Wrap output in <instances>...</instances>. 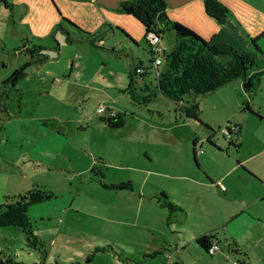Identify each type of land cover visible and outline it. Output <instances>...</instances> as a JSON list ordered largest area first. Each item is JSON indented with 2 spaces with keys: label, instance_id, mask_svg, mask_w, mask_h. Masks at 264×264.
<instances>
[{
  "label": "rangeland",
  "instance_id": "1",
  "mask_svg": "<svg viewBox=\"0 0 264 264\" xmlns=\"http://www.w3.org/2000/svg\"><path fill=\"white\" fill-rule=\"evenodd\" d=\"M5 6L4 0H0V92L2 88L6 90L3 97L6 111L0 109V202L2 195L23 192L33 184L50 189L56 195L52 201L61 202L76 194L79 188L72 204L82 211L68 215L66 227L60 228V217L53 212L54 202L29 206L28 217L33 232L46 240L47 255L42 257L38 250L27 246L24 232L17 227L2 226L0 246L11 257L6 264H168L162 255L144 253L145 249L151 251V244L162 243V208L143 217L144 224L150 221L159 233L144 230L141 219L135 225L123 226L125 236L113 228L102 232L96 230L101 219L93 213L99 214L101 205L109 200V193H116V190H106L91 180L92 173L88 169L99 159L100 163L96 164L102 167L104 181L128 179L133 187H144L145 193L158 195L162 191V181L166 186L171 182V174L162 173L167 167L176 168L182 154L189 157L192 165V138H201L207 130L193 119L180 115L174 110V102L162 94H157L146 105L131 104L121 88L126 84V69L134 59L124 52L121 57H101L99 53L104 49L114 56L108 44L103 49L96 47L89 57H56L57 49L50 47L54 42L52 37L35 40L36 44L45 43L47 58L29 67L28 76L19 81L16 90L9 85L4 87L2 82L6 77L3 76L29 58L22 49L16 48L23 43L30 45L23 13ZM163 36L162 46L170 49L174 42L173 31L165 30ZM88 44L92 45L89 41ZM143 46L144 40L140 44L141 48ZM62 50L64 52V48ZM133 55L147 64L142 49L135 50ZM134 58V61L139 60ZM73 60L79 62L81 71L77 76L67 78ZM56 77L63 80L62 84L53 80ZM144 77L151 87L153 77L149 74ZM254 93L253 102L264 112L263 82ZM243 96L246 99L242 92L240 97ZM241 100L236 98L239 109ZM98 106L123 112L126 124L122 128H111L106 122L102 123L100 114L96 113ZM107 113L101 114L106 116ZM257 125L264 139V123L259 121ZM216 134L227 144L221 128ZM228 150L236 152L233 148ZM171 198L177 200L173 193ZM209 198V207L213 210L223 205L216 196ZM94 204L100 206L95 212ZM49 211L50 215H46ZM56 231L61 234L55 236ZM165 233L183 240L178 231L166 229ZM188 234L185 235L187 239ZM82 243L89 246L79 248ZM178 255L179 264H222L212 262L209 254L193 241H189ZM216 256L217 253L212 255L213 258ZM231 258L237 256L231 255ZM251 258L253 264H264L256 249L251 251Z\"/></svg>",
  "mask_w": 264,
  "mask_h": 264
},
{
  "label": "crops",
  "instance_id": "2",
  "mask_svg": "<svg viewBox=\"0 0 264 264\" xmlns=\"http://www.w3.org/2000/svg\"><path fill=\"white\" fill-rule=\"evenodd\" d=\"M122 1L128 0H6L11 3L9 7L12 11L14 9L21 10L23 13L22 20L26 19L27 21L26 24H23L27 26V37L30 43H37L35 40L39 41L40 38L49 37L52 26L59 22L62 23L74 42L67 40L64 31H56L55 39H53L55 43L50 44V47L57 49L56 57H85L84 55L89 57L95 53L94 49L98 47L89 45L88 40L73 33L72 28L62 21V16L90 32L96 30L103 23L116 25L133 39L130 40L118 29L106 27L103 38L97 41V44L101 45L102 49L106 44L110 45L114 56L107 53V49H101L103 52L99 53L101 57H121V52H124L126 56L130 54L134 60V57L140 59L139 56L133 55L135 50L139 49H142L147 57L143 25L132 15L115 9ZM164 1L165 11L170 19L184 24L206 40L232 45L238 52L246 54L254 60L256 70H264V0H219L229 11L226 20L222 23L206 14L203 0ZM255 36H259L256 40L257 48L250 42V37ZM163 37L161 34L160 40ZM142 40H144L145 46L141 48ZM160 40L159 45L162 46ZM173 43L172 41L171 46ZM162 47L165 48V46ZM81 52L82 54H80ZM128 68L125 72L126 81ZM29 71L28 68L26 76ZM79 71H81L79 62L73 60L66 77H75ZM9 74H5L3 77H8ZM53 80L63 82L60 77ZM261 82L264 84V73L258 86ZM144 84L148 85L145 80ZM241 91L242 81L235 79L212 92L200 95L198 99L196 98L202 122L214 128L220 127L224 123L238 125L236 137L239 147L235 150L233 147L227 146L223 139L217 137L216 133L214 137L218 138L221 150L210 146L205 141L209 130L198 122L207 131L203 132L201 138H192L191 162L193 164H190L189 157L182 154L176 168L167 167V170L162 173L166 176L171 174L169 176L171 182H168L167 186L162 181V192L165 193L169 202L178 207L177 210L170 212L167 207L160 204L155 193L153 195L145 193L144 187L136 188L133 187V184L132 189L103 187L106 190H116V193L111 191L107 203L101 205L100 213H93L95 217L101 219L96 230L102 232L113 228L116 233L124 235L126 234L123 231L124 225H135L141 219V227L144 230L159 233L160 231L155 229L150 221L147 220L144 224L143 217L162 208V243L151 244V251L145 249L144 253L159 254L167 259L168 264L171 262L179 264L181 259H179L178 253L185 249L189 241L196 244L195 238L204 234L210 239L216 238L220 243L221 249L215 252L217 253L216 258L212 257L213 254H209V259L214 263L253 264L251 251L254 249L259 252L264 262V139H262L258 129L259 125H257L259 121L264 123V112L259 104L253 102L255 93L251 97L246 95V99L249 101L251 109L260 117L247 110L239 109V102L236 101V98L245 99L244 96L240 97L243 92ZM105 108L106 111L118 112V110L112 111ZM99 121L105 122L100 119ZM123 121L121 127L111 128H122L126 124L125 120ZM229 148H233L236 151L235 154L228 150ZM165 164L169 165L168 162ZM105 182L107 181L105 180ZM79 192L80 189L77 188L76 194H72L64 202L52 201L54 198L50 199L54 202L52 203L54 204L53 212L60 217L58 220L60 228L66 227L68 215L82 212L79 207L72 204L74 196ZM170 192L177 197V200L171 198ZM210 195L216 196L223 202L220 209L210 208ZM116 196L118 197L116 198ZM93 207L94 212L100 208L96 204ZM201 211L204 213L201 214ZM50 213L51 211L46 215H50ZM166 229L169 232L178 231L183 235V240L171 238V235L165 233ZM187 233H189V239L185 238ZM60 234L59 231H56L55 236ZM43 241L46 252L44 255L40 254L42 257H46L47 242L45 239ZM87 246L89 245L82 243L79 248L84 249ZM1 250L5 256H9L5 254L3 248ZM231 255L237 256V258H231Z\"/></svg>",
  "mask_w": 264,
  "mask_h": 264
},
{
  "label": "trees",
  "instance_id": "3",
  "mask_svg": "<svg viewBox=\"0 0 264 264\" xmlns=\"http://www.w3.org/2000/svg\"><path fill=\"white\" fill-rule=\"evenodd\" d=\"M5 5L11 6V3L4 0ZM206 14L214 18L219 23L226 20L228 8L219 0H203ZM125 6H131V10H125ZM115 9L126 12L136 18L144 27V36L146 43V54L148 63L139 59L133 61L127 72L126 84L121 90L128 94L131 104L146 105L157 94H162L174 102V110L179 111L186 118L193 119L201 123L207 130L206 143L210 146L221 150L218 145V138L214 137L216 131L221 127H211L202 122L199 116V103L196 100L197 95H203L216 90L235 79H241L242 91L245 95L251 97L255 92L264 70H256L254 60L246 54L238 52L232 45L224 42L206 40L184 24L170 19L165 11L164 0H128L120 2ZM62 21L72 28L80 38L88 40L94 46H101L97 41L101 40L107 28H114L125 34L130 40H133L121 27L112 26L109 23H103L96 30L90 32L82 29L70 19L62 16ZM58 30L64 31L67 40L72 42L68 30L62 23H56L49 31V36L54 38V33ZM165 30H172L174 33V43L170 49L163 48L160 53L151 49L147 38L148 34L153 33L161 36ZM259 36L250 37V42L257 48L256 40ZM27 43L30 41L27 39ZM16 49H22L29 58H26L20 65L15 67L8 77L2 82L3 86L9 85L11 89L16 90L19 81L27 75L28 68L31 64L43 62L47 55L45 46L36 43H30ZM113 51L112 48H110ZM155 55H160L163 62L154 74L152 61ZM153 77L151 87L144 84L145 75ZM141 85H144L141 87ZM6 96L5 88L0 92V109L6 111L3 97ZM242 110H247L255 115L247 99L241 100ZM151 110V109H150ZM123 112H116L106 116L100 115L99 119L103 120L110 127H121L123 125ZM227 146L235 150L239 147L237 137H230L227 140ZM101 159V158H100ZM97 159L88 169L92 173L91 179L98 182L102 187L109 189H132L130 180H120L117 182H105L102 167L97 165ZM194 162L195 158H194ZM161 205L167 207L171 212L178 207L166 199L164 192L155 195ZM56 195L53 191L43 185L33 184L23 192L13 195H3L0 202V227L15 226L25 234L26 245L38 250L42 255L45 254V243L40 239L32 229L28 217L29 206L46 202ZM210 238L201 234L195 238L196 244L206 252L210 243ZM11 259L5 256L0 248V264H6Z\"/></svg>",
  "mask_w": 264,
  "mask_h": 264
},
{
  "label": "built area",
  "instance_id": "4",
  "mask_svg": "<svg viewBox=\"0 0 264 264\" xmlns=\"http://www.w3.org/2000/svg\"><path fill=\"white\" fill-rule=\"evenodd\" d=\"M149 43L151 45V49L154 50L156 53H160V51L164 48L162 46L159 45V40L161 38V36L150 33L147 36ZM163 59L160 55H155L153 61H152V65L154 66V74L157 75L158 74V70L160 65L162 64ZM103 111H106V108L103 106H98L96 108V113L102 115L101 113ZM108 112V114H113V112L111 111H106ZM238 131V125L234 124V123H227L225 126L221 127V132L222 135L224 137V139H230V137H236ZM218 143V142H217ZM221 249L220 243L216 238H211L210 243L206 249V252L210 255L214 254L215 252L219 251ZM234 263H237V261H234Z\"/></svg>",
  "mask_w": 264,
  "mask_h": 264
},
{
  "label": "water",
  "instance_id": "5",
  "mask_svg": "<svg viewBox=\"0 0 264 264\" xmlns=\"http://www.w3.org/2000/svg\"><path fill=\"white\" fill-rule=\"evenodd\" d=\"M132 8H131V6H125V10H131Z\"/></svg>",
  "mask_w": 264,
  "mask_h": 264
}]
</instances>
